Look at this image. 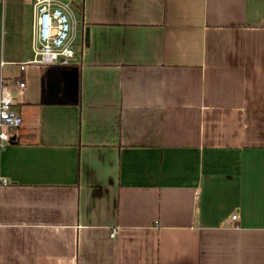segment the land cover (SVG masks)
Returning a JSON list of instances; mask_svg holds the SVG:
<instances>
[{
	"label": "crops",
	"instance_id": "crops-1",
	"mask_svg": "<svg viewBox=\"0 0 264 264\" xmlns=\"http://www.w3.org/2000/svg\"><path fill=\"white\" fill-rule=\"evenodd\" d=\"M32 2H0V264H264V0H73L45 81Z\"/></svg>",
	"mask_w": 264,
	"mask_h": 264
},
{
	"label": "built area",
	"instance_id": "built-area-1",
	"mask_svg": "<svg viewBox=\"0 0 264 264\" xmlns=\"http://www.w3.org/2000/svg\"><path fill=\"white\" fill-rule=\"evenodd\" d=\"M4 0H0L3 3ZM75 15L73 0H33L30 47L32 58L19 66L23 70L25 65L38 66L67 65L74 58ZM19 94L25 88L20 79L15 81ZM14 98L9 87L0 81V148L10 141L9 131L22 124V118L12 106ZM236 216H232L235 220ZM116 230L111 232V237Z\"/></svg>",
	"mask_w": 264,
	"mask_h": 264
},
{
	"label": "trees",
	"instance_id": "trees-1",
	"mask_svg": "<svg viewBox=\"0 0 264 264\" xmlns=\"http://www.w3.org/2000/svg\"><path fill=\"white\" fill-rule=\"evenodd\" d=\"M80 7L77 9L80 11ZM52 73L53 75L55 76H59V77H63V76H66L67 73L69 72H73L75 75H76V78H77V75H78V71H77V66L74 65V64H67V65H49V66H43V78H44V81L48 78L49 76V72H53ZM77 85V84H76ZM42 90H43V97L45 96V89H44V85L42 87ZM75 98H74V103L78 104L79 103V100H78V97H79V87L78 85L75 86Z\"/></svg>",
	"mask_w": 264,
	"mask_h": 264
},
{
	"label": "water",
	"instance_id": "water-1",
	"mask_svg": "<svg viewBox=\"0 0 264 264\" xmlns=\"http://www.w3.org/2000/svg\"><path fill=\"white\" fill-rule=\"evenodd\" d=\"M84 38H85V40H87V38H88V28L84 29Z\"/></svg>",
	"mask_w": 264,
	"mask_h": 264
}]
</instances>
